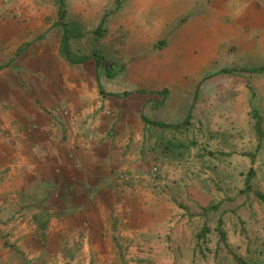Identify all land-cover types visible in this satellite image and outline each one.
Segmentation results:
<instances>
[{
  "label": "rangeland",
  "instance_id": "1",
  "mask_svg": "<svg viewBox=\"0 0 264 264\" xmlns=\"http://www.w3.org/2000/svg\"><path fill=\"white\" fill-rule=\"evenodd\" d=\"M140 1L65 0L63 21L84 32L68 38L71 58L103 55L96 66L92 56H63L56 0H0V65L9 66L0 122L16 133H3L0 152V264H235L218 240L219 221L231 249L264 264V71L249 72L264 65V0L241 9L219 0L224 14L213 26L196 20L198 0L152 33L121 22L137 16ZM88 78L104 92L65 123L76 109L63 107L60 90ZM187 114L181 130L158 125ZM65 142H90L97 154L94 179L63 196L56 177ZM64 156L87 172V154L84 164ZM15 165L32 178L16 183Z\"/></svg>",
  "mask_w": 264,
  "mask_h": 264
},
{
  "label": "crops",
  "instance_id": "2",
  "mask_svg": "<svg viewBox=\"0 0 264 264\" xmlns=\"http://www.w3.org/2000/svg\"><path fill=\"white\" fill-rule=\"evenodd\" d=\"M140 1V0H139ZM198 0H141L139 2V6H136L135 12L137 13L136 17H131L128 18V20L126 19H122V24H126V25H137V26H141L143 27V30L147 31V32H154L155 30H157L159 27L170 24L171 21L175 18H177L179 15L184 14L187 11H190L194 8L195 3ZM142 2V3H141ZM227 1H224V3ZM235 4L236 9H241V7H245L247 6L249 7H253L255 6L256 0H234L233 1ZM203 3V7H202V13L200 18L196 19L197 21H201V24H210L211 26L213 25H217L218 24V18L223 15L224 13V5L223 2L220 3L219 0H201L200 4ZM172 4V7L170 9H168L167 7L170 6ZM196 7V6H195ZM201 10V9H200ZM167 13V14H166ZM213 20V21H211ZM194 23V22H192ZM187 25H192L191 23H187ZM152 29V30H151ZM152 31V32H151ZM154 34V33H153ZM40 35L41 38L44 37V34L41 33ZM62 36V34H61ZM35 40L40 39V38H33ZM33 39H30L26 42H24L23 45H20L19 47H17V49L15 50V53H17L18 51L20 52L24 47L30 45L29 44H25ZM34 40V41H35ZM61 40V38H60ZM176 40L181 41V39L176 38ZM32 41V42H34ZM63 54V53H62ZM64 56V55H63ZM1 69H0V75H3V73H6V71L8 70V64L5 65H0ZM4 77V76H2ZM0 80L3 84H5V78H1ZM13 84H10V86ZM63 88V87H62ZM99 91V86L94 83L92 80H90V78H88L87 81H74L72 83H68L66 86H64L63 89L60 90V93L58 94V98L59 101L62 102L63 107H66L65 105H70V107H74L76 109L75 112H73L72 114L74 115V117H70L69 115H65L63 118L65 123L67 122H76L73 121L74 119H78L79 117V113L82 112L81 110H85V106H89L90 107H94L95 103L98 102V97H100V95L98 94ZM20 96V95H19ZM23 98V97H22ZM21 109V108H19ZM67 109V107H66ZM12 113L17 114L18 115V108H14L11 110ZM19 113L22 114V116H24L25 111L24 110H20ZM70 114V113H69ZM20 121V120H18ZM0 126L3 128L2 131L0 132V142H2L3 137V133H5L6 130L9 131V133L11 132L12 137H15L16 133L14 132V129L11 128V125L6 124V122L1 125L0 122ZM83 132V131H82ZM82 132H78V135H80L81 138H83L86 141H93V132H88V133H84L82 134ZM82 134V135H81ZM73 136V135H72ZM72 138V137H71ZM88 139V140H87ZM88 142V144L86 145H72L70 144V142H65L63 143V146L66 150L64 153L62 151V149L60 150V152H62L63 157H59V163H58V167H57V177H56V181L58 182L59 186L62 187L63 189V196H65L68 192H70L71 188H73L72 190L74 191L75 187H79L80 182H91V179H94L93 173H91V168L89 167L90 164V159L91 156L93 160H95V155L97 154V149L95 146H93L92 143ZM25 149L29 148V145H25ZM6 144L4 142L0 143V152L3 153V150L5 149ZM24 149V150H25ZM33 150H39V148H33ZM40 152V151H39ZM37 152V153H39ZM17 154V153H15ZM66 154H77L78 157L81 159V162L84 164V160L82 159L81 155H85L87 154L88 156L86 157L87 161V165H88V170L87 172L84 170L85 166H81L79 164H71L67 162V158L68 156H64ZM79 165V166H78ZM29 166H31V164H29ZM41 166V165H40ZM32 167V166H31ZM30 168V167H29ZM33 168V167H32ZM27 169V171H25L23 173V170ZM11 170L12 173L14 174V178L16 180H18L16 183L19 184V180L21 179H30L32 177H30V173L31 171H29L30 169L26 167H20V165H15V167H13ZM23 174V175H22ZM37 177V175H35V178ZM42 181L48 180L49 176L47 175V173H44L43 169H42V173H40V175L38 176ZM27 181V180H26ZM17 184V185H18ZM65 199V198H64Z\"/></svg>",
  "mask_w": 264,
  "mask_h": 264
},
{
  "label": "trees",
  "instance_id": "3",
  "mask_svg": "<svg viewBox=\"0 0 264 264\" xmlns=\"http://www.w3.org/2000/svg\"><path fill=\"white\" fill-rule=\"evenodd\" d=\"M57 2V16H58V20L56 21V24L61 25L62 27V36H61V40H60V48H61V52L63 53L64 57L71 63H75V62H83L84 60L88 59L89 57L93 58L95 65H99L100 60L103 59V55L101 54H93L90 56H81L80 58L77 59H72L71 58V52L68 46V38L73 36V37H80L84 34V32L81 31H77L75 29H73V27L69 24H67L65 21H63V19L65 18V15L67 14V8L65 6V0H56ZM104 15L101 18L100 23L92 30V33L95 34V36H103L106 32V27L102 25V22L104 20ZM42 35H39L37 38H41ZM35 39L25 43V44H29L30 42L34 41ZM242 71H244L245 69H240ZM232 69H223L222 72L228 73L231 72ZM248 71V70H247ZM255 71H264V65H259V66H254L252 69L249 70V72H255ZM106 74L111 77L112 76V72H110L109 70H106ZM99 91L100 93H103L104 91L102 90L101 87H99ZM113 95H117L116 93H112ZM126 92H123L122 95H125ZM251 117L253 118H257L255 124L253 125L254 130L258 132V141H260V139H262V129H261V125L259 123V117H258V112L256 109H251L250 112ZM141 119L143 122H150L147 121V119L145 118L144 115H141ZM190 122V115L187 114L180 123H176V124H165V123H159L158 125H162V126H170V127H175L177 129H183L185 126H187V124ZM259 143V142H258ZM207 231V227L205 225H203L201 227V229L198 232V236L200 238H204L205 234ZM216 232H217V236H218V240L219 242L223 245L225 251L227 252V254L229 255V257L231 258V260L235 263V264H260L254 261H250L247 262L245 259H243L238 253H236L233 249H231L226 241V233L223 230L220 221L218 222V225L216 227Z\"/></svg>",
  "mask_w": 264,
  "mask_h": 264
}]
</instances>
